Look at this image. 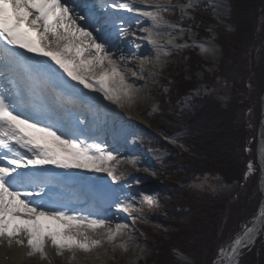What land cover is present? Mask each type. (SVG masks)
I'll return each mask as SVG.
<instances>
[{
    "label": "snow or ice",
    "instance_id": "6c2138e0",
    "mask_svg": "<svg viewBox=\"0 0 264 264\" xmlns=\"http://www.w3.org/2000/svg\"><path fill=\"white\" fill-rule=\"evenodd\" d=\"M103 3L138 11L151 20L152 27L144 29L147 38L157 53L167 55L154 30L161 25L174 27L161 15L171 10V0ZM192 7L191 3L180 6L185 15ZM100 31L96 17L85 14L75 0H0V242L9 249L26 248V257L38 254L41 260H49L46 249L51 246L58 257L69 254L71 264L77 252L91 253L106 244L113 251L127 252L136 243L128 224L113 227L105 216L70 211L48 196L50 187L58 183V173L46 166L106 173L115 183L127 174L128 166L137 165L135 159H122L106 150L103 141L90 140L80 127L86 121L72 123L68 110L51 94L58 91L72 98L78 93L62 73L122 109L137 105L141 89L131 77L146 79L148 61L117 55L108 39L97 34ZM119 31L134 35L125 27ZM201 50L210 51L204 46ZM151 203L148 196L132 197L120 201L119 208L142 212ZM255 230V223L245 226L243 235L228 250L222 248L220 255L233 260L240 248L252 242ZM118 239L123 242L117 244Z\"/></svg>",
    "mask_w": 264,
    "mask_h": 264
},
{
    "label": "rangeland",
    "instance_id": "374dc122",
    "mask_svg": "<svg viewBox=\"0 0 264 264\" xmlns=\"http://www.w3.org/2000/svg\"><path fill=\"white\" fill-rule=\"evenodd\" d=\"M255 1L257 2L258 0ZM249 2L246 1L241 6V9L245 8V11H247L245 15L247 22L245 21L244 23H249L248 21H250L252 17L248 11L253 13L252 7L250 6L252 5L251 0H249ZM188 3H191L193 7L198 3L207 4V8L210 10L213 20L220 25L224 24V29L227 33H234L235 25L225 21L230 18L231 21L234 22L236 15L235 12L231 13L226 0H171V10L161 13L164 20L167 21L168 24L174 25V27H168L166 25L161 26L167 27L168 30L177 34V38L180 37L182 39H180L177 45H175L174 40H171V47H164L167 55L157 53L156 51L153 55L151 54L148 56V58L152 59V70L149 69L150 75L149 72L146 73V79H140L136 82L137 86L141 89V99L138 101L136 110L134 108L122 109L117 105H114L112 108V114L116 120L118 117H123L127 122L121 123L124 127L120 132L121 134H125V136L121 135V138L124 141L123 143L126 146V150L130 153L127 154L126 152V154H120L119 157L122 159H135L137 161L135 168L128 166L127 174L123 176V179L134 183L133 187H135V189L133 188V192L138 195L136 200H140L143 196H148L152 203L151 205H145L142 212L126 214L127 220L125 224H128L129 232H133L134 230L136 240V243L131 245L129 251H127L128 253H125L119 248L113 251L112 246L105 245L103 248L94 250L91 253L83 254V252H81L79 256L77 255L79 258H76L78 262H73V264H147L148 261H151L154 256L153 253L157 252L155 251L156 244L159 242L158 246L161 244L165 248L166 242L170 238L169 235L172 232V227L168 225L169 221L165 219L163 213V204L166 203V193L170 185H172L176 191L186 189L185 191L189 192L191 196L195 197L198 201H205L206 198H209L210 203H217L219 205V208H216L218 216L216 222L218 223L217 225L215 223V233L217 234V239L215 240L217 245L215 249L213 250L209 247L208 242L213 241L211 238L207 242L203 238L199 241L201 246L198 247L200 249L198 258L203 256V264L212 259V257L215 258V262L216 257L220 253L219 249H222V247L228 249L229 245L238 236L243 235L245 226L251 227L258 216L259 208L262 203V195L259 188L261 172L258 166L259 164H257L256 154L258 144L257 131L261 120L262 96L264 95V56L257 53L259 52L258 50H253L257 49L255 46H249L247 49H243L245 50L244 52L242 50L241 56L243 54V60L248 58V49H252V51L256 53L252 54L253 60L262 65L259 67L261 71V73L258 72L259 76L253 78L248 66H245L240 60L231 57V53L223 55L221 48L215 40L217 35L211 34L210 37H203L198 34V31L192 25V16L191 13H189V10L193 7L187 9V15H185L180 8L181 5ZM262 5L264 8V0H262ZM262 10L263 11H258L261 12L262 15L258 19V28L255 29L257 32L262 31L264 25V9ZM173 11H175V14H173ZM167 18L169 19L167 20ZM144 19L151 21L146 17H144ZM191 26H193L192 29H190ZM150 27H152V25H150ZM243 29L248 30L245 26H243ZM240 36L247 39V34L244 31ZM149 44L152 43L147 42V46H151V48L155 50L153 44ZM201 46L210 49L207 55L201 50ZM188 47L190 48L188 50L192 51V53L204 63L202 70L195 72L189 71L187 68L183 70L185 64L181 56L183 50ZM232 47H234L235 50L241 48L240 45L236 44ZM197 63L199 65V61ZM236 65L241 66L243 69L239 72V69H237L238 66ZM197 67L201 69L200 65ZM181 69L183 71L181 74L184 75V81L188 83H197L196 88L189 90V92L181 98L176 107L172 106L170 101H167V103L165 102V108L162 107L163 104L158 105L160 102V93L162 95L168 93V84L171 85L173 83L171 78L177 76ZM205 77H208V83L202 82ZM239 85L240 87H244V89L240 88L239 90ZM230 95L234 97L235 100H230ZM201 97H205L203 103H201L202 106L207 105V103L213 99L217 102L218 113L222 110L227 111V115L224 116L223 119L227 120L228 118H234L233 120H227L229 123L223 122L224 124L218 129L221 133L219 137L226 132L228 135L233 136L232 142L235 140V142L237 141L238 143V139L243 141L242 146L239 148L240 150L233 149L231 151L230 156L232 160L240 164L237 166L239 167L240 177L237 179L235 178L234 180L238 182H234L232 185H224L222 181H219L218 177L211 176L207 173L196 177L194 175L192 178L187 179L184 175V170H189V168H191L190 166L187 164H176L175 166L166 165L167 162L172 159L171 154H175L177 158H182L183 156H186L185 158L192 157L187 156L189 151L185 146H180L179 143V140L183 141L182 138L187 135V131L183 129L182 123L178 122L177 124H172L166 120L157 118L163 130H160V135L155 134V136L152 135V133L155 132L152 131L148 125L150 119H152L155 114H158L159 111L163 110V108L169 111L171 116L175 114V118L178 120H183L185 117L191 116L194 112H200L201 109L204 111H202L200 115L204 112L207 113L206 107L208 108L210 106V102L206 107L200 108L199 106H201V104L199 102L202 101L200 100ZM235 104L239 106L240 111H238L237 115L229 116L228 113L233 114V112H230L228 109L236 108ZM137 115L142 118L141 122L143 125L141 122H137L136 124L133 122V119H131V117H136ZM223 119L221 117L220 121ZM133 125L140 126V128H134ZM237 130L244 131L245 133L239 132L240 134L236 135L235 131ZM140 133L150 136L151 141L147 137H137ZM169 133H173L172 138H167V136L170 135ZM162 137H166L167 139L163 140ZM222 137L220 139H222ZM225 143L226 147L224 145ZM162 144L173 147L174 149L171 150L175 153L169 154L165 152V148L162 147ZM178 145L180 147H178ZM175 146L178 147V149ZM228 147V138H226L221 145H218L221 151L228 149ZM189 155L192 154L190 153ZM241 162L243 163L242 169ZM245 163H247V166H245ZM248 164L251 165V169H249ZM169 173L177 175L178 179L176 180L179 181L169 180L166 176H169ZM224 173L229 174L230 178L234 177L233 170ZM96 174L101 175L102 173ZM146 177L149 179H146ZM167 199H169V197ZM139 207L140 205L137 204V208ZM177 211L180 212L179 210ZM132 215L137 217L135 221L131 218ZM141 216H144L147 221L140 219L139 217ZM173 231H175V229H173ZM257 234L253 243H249V245L240 250L236 264L264 263V257L260 256V254L263 253L261 248L264 247V225ZM144 241H149L151 246L146 245ZM1 244L0 242V247H2ZM251 247V253H243ZM141 249H143V251H141ZM167 250L168 251L163 254V258L166 261L163 262L160 260L156 264H167V261L171 264L194 263L193 259L195 258L193 257L194 254L192 250L191 253L186 252L185 254H189L188 260L183 258L181 253H177L175 249L169 248ZM253 252H256V255L260 257L250 255ZM97 257L99 258L97 259ZM225 257L226 256L223 257L220 255V259L215 264H227L228 260H226ZM5 261H8V259H5ZM23 261V264H54L50 260L42 261L39 255L33 257H26V255H23Z\"/></svg>",
    "mask_w": 264,
    "mask_h": 264
},
{
    "label": "trees",
    "instance_id": "16d2710c",
    "mask_svg": "<svg viewBox=\"0 0 264 264\" xmlns=\"http://www.w3.org/2000/svg\"><path fill=\"white\" fill-rule=\"evenodd\" d=\"M226 1L231 13L235 12L236 15V19H234V22H232L230 18L225 21L231 22L235 25L234 33H227L225 30H223V33H221L220 28L224 29V24L220 25L213 20L210 11L206 8V5H201L197 9H195V12L193 13L194 18L192 25L198 31V34L203 37H207V32L209 30L216 31L218 29L220 33L217 34V44L221 48L223 55H226V53L227 55L231 53V57H234V59L236 60H240L245 66H248L249 68V61L253 59L252 54L256 53H254L252 49H248V58L243 60V54L241 56V52L243 49H247L249 46H255L257 49L253 50H258L259 52L257 53H260L262 56H264V25L262 31L257 32L255 30L256 28H258V19L262 15V13L258 11H263L262 9H264L262 0H258L257 2L255 0H251L252 5L250 6L252 7L253 13L248 11L252 16L250 21H248L249 23H244L246 20L243 21L241 18L243 14L246 15L247 13V11H245V8L241 9V6L246 1L249 2V0ZM246 24H248V27L246 26ZM243 26L247 27L249 31L247 29H243ZM243 31L246 32L247 39L243 38L242 36V38L238 36L233 37V34L236 33L240 35L241 33H243ZM235 44L240 45L242 49L240 48L235 50L234 47H232ZM223 45H225V47ZM244 51L245 50H243V52ZM181 59L184 60L185 64L183 66V70L187 68L189 71L191 70L195 72L198 70H202V68L204 67V63L200 59H198L192 53V51H189L188 49L184 51ZM198 61L201 69L197 67L199 66L197 63ZM236 66H238L237 69H239V72L241 71V69H243L239 65ZM181 73H183L182 69L179 70L177 76L171 78L173 83L172 87L169 89L171 91V100L169 99V101L174 107L178 105V102L182 97H184L187 92H189V90L195 89L197 85V83L185 82L184 75ZM208 80V77H205L202 82L208 83ZM240 88L244 89V87H240L239 85L238 89L240 90ZM230 100H235V98L230 95ZM209 102L210 106L207 108L206 106ZM209 102L205 106H202L201 104L203 103V101L199 102L202 108L206 107L207 113L204 112L202 113V115H200L201 112L204 111L203 109H201L200 112H194L191 116H187L183 119L186 120L184 121L183 129L187 131V135L184 137L183 143L187 147L189 153L192 154L187 156L192 157L185 158L186 156H183L182 158H177L175 157V154H171L172 159L169 162V165L175 166L176 164H187L188 166H190L191 168L188 167L189 170H184V175L187 179L192 178L194 175L196 177L207 173L211 176L218 177L219 181H222L224 185H232L234 182H238L234 179L240 177V171L238 169L239 167H237L240 164L234 162L230 155L233 149H239L242 146L243 141L237 138L238 143L237 141L235 142V140L232 142L233 136L228 135L226 132L222 134V136L224 134L225 135L223 137L221 136L222 139H220L221 137H219V135L221 133L218 131V129L224 124V121L226 123H229L227 120H233L234 118H228L227 120L223 119V117L227 115V111L222 110L220 113H218L217 102L213 99H211ZM162 103V107L165 108L166 103L164 102V99H162ZM235 107L236 108L234 109H228L230 112H233V114L228 113L229 116L237 115L238 111H240L237 104H235ZM164 108L160 111V113L154 115L151 119L152 125L157 128V130H163L160 127L157 118L160 120H168L170 123L175 124V114H172L171 116V114H169V111L165 110ZM167 117L169 118L167 119ZM221 117L223 120L220 121ZM237 131H235L236 135H239V132L243 134L245 133L244 131ZM169 134L171 135L173 133ZM226 138H228L229 147L228 149L221 151V148H218V145H221ZM224 145L226 147V143ZM162 147L165 148L166 151L169 152V154L175 153L173 152V150H171L174 149L173 147H169L165 144H162ZM242 168L243 163L241 162V169ZM229 170H233L234 177L230 178L229 174L224 173ZM168 177L169 180L176 182L179 181L176 180L178 178L175 174H170ZM168 188L169 190L167 189L166 196L167 198L169 197V199H165L166 203L163 204V213L165 219L169 221L168 225L172 227V232L169 235V240L166 242L165 249H168V247L172 249H179L184 254H186L187 249H190L195 255H193V257L195 258L193 259V264H203V256L198 258V253L200 251L198 247L201 246L199 241L201 240V238H203L207 242L211 238L213 241L208 242L209 247L213 250L215 249L217 245V242L215 241L217 239V234L215 233V223L216 225L218 223L216 222V220L218 218L217 209L219 208V205L217 203H210L209 198H206L205 201H198L195 197H192L189 192L185 191L186 189L176 191L172 185H170ZM177 210H179L180 212H178ZM173 229H175V231H173ZM155 251L157 252L153 253L154 256L152 260L148 261L147 264H156L160 260H162L163 262L166 261L163 258V254L159 250H157V248ZM214 259L215 258L212 257V259L204 264H214ZM167 264L171 263L167 261Z\"/></svg>",
    "mask_w": 264,
    "mask_h": 264
},
{
    "label": "bare ground",
    "instance_id": "6f19581e",
    "mask_svg": "<svg viewBox=\"0 0 264 264\" xmlns=\"http://www.w3.org/2000/svg\"><path fill=\"white\" fill-rule=\"evenodd\" d=\"M93 1L95 2V0H93ZM109 2H113V0L112 1H109ZM115 2L116 3H120V2H132V0H118V1L115 0ZM206 6H207V4H206ZM140 7L143 8L144 6L141 5ZM198 7H199V3L195 7H193L191 10L193 12H195V9H197ZM174 12L175 11H173V14H175ZM189 13H190V11H189ZM96 16H97L98 20L100 21V30L101 31L99 32V34L102 37L105 36L104 33L107 32L106 30L109 29V28H111L113 26V21H115V22H117L119 24L118 27H117L118 31L114 32V34H111V32L108 31V35L109 36L107 38L108 41H109L110 47L112 48V50L114 52L117 53V55H119L120 53H123L125 56H127L129 58H132V59H133V57H138L140 59H143V60L148 61V67H149V69L152 68V66H151V60L152 59L151 58H148V56H150L151 54L153 55L154 52H156V49L153 50V48H151V46L150 47L147 46V42H149V43H151V42L147 38V33L144 31L145 28H148V27H150V25H152V22L151 21L145 20L144 17L138 11L127 12V11H125L123 9H118V8L117 9L111 8V11H109L108 8H105L103 11H99ZM241 18H242L243 21H245L246 20L245 14H243L241 16ZM168 19L169 18H167V20ZM246 26L248 27V24H246ZM121 27L128 28L129 32L130 33H133L134 35H128V36L121 35L120 34V31H119V29ZM220 30H221V33H223V30H225V29L220 28ZM156 32H159V36L158 37H155V38L159 39V42L161 44H163L164 47H171L172 43H169V39L174 40V43L175 44H178L180 42V39H182L180 37L177 38L176 37L177 34H175L173 31L168 30L167 27H165V26H160L159 28L155 29L154 30V35H155ZM169 33L171 34V36H169ZM218 33H220L218 29L216 31L209 30L207 32V36L210 37L211 34L217 35ZM235 36H238V37L241 38V36L238 35V34H236V33L233 34V37H235ZM215 40L217 41L218 38H215ZM130 45H141L142 52L139 53V52H137L135 50H129L128 46H130ZM149 45H152V44H149ZM223 46L225 47V45H223ZM205 54L207 55V52H205ZM234 54H236V53H234ZM137 62H139V61L137 60L135 63H137ZM249 62H250L249 71L252 73V77L255 78V77L259 76V73L258 72L261 73L259 67H261L262 65L259 64V63H256L253 59H251ZM146 73H145V75H146ZM61 75H63V74L61 73ZM64 76H65L64 80L67 81L68 84H70L71 83V80H69L66 75H64ZM131 79L135 80V83L138 80H140V79H137L136 77H131ZM170 92L171 91L168 90V93L163 97V99L165 100L164 102H166V103L171 98ZM96 94H97V96H102L100 93H96ZM204 98L205 97H201L200 100L203 101ZM107 102L110 103L109 101H107ZM107 102H105V103L107 104ZM110 104H112V103H110ZM137 106H138V103H137V105L135 107H132V108H134L136 110ZM199 107L202 108V106H199ZM261 113L264 114V95L262 96V110H261ZM133 117H131V119H133V122H135L136 124H137V122L140 123L142 121V118L139 117L138 115L136 117H134V118ZM168 118L169 117H167V119ZM184 121H186V120H182V119L181 120H178V119H175V124H177L178 122L184 124ZM141 124L143 125L142 122H141ZM263 125H264V121H263ZM134 126H136L137 128H140V126H137V125H134ZM151 126H152V123H151ZM120 130H121V127H118L117 128V131H120ZM260 130H261L260 132H262V135H261V137L259 136V140H258V146H257L258 147L257 148V162L259 163L258 166H259V168L261 170V174L263 175V178H262V181H263V189H261V193H262L261 195H262V199L264 200V126H262ZM114 132L116 133V131H114ZM167 138H172V137L171 136H168ZM183 139L184 138H182V140ZM112 140H113V138L109 137V141L108 142H104L103 140L102 141H103V143L105 145L106 144L110 145L109 142L112 141ZM179 143H180V146L181 145L185 146V144L183 143V141L179 140ZM112 148H114V147H112ZM142 161H144V160H142ZM88 173H89V175H91L90 172H88ZM146 179H149V178L146 177ZM99 187H104L105 188V187H107V184H105V183H96L95 184V187L92 189L94 191H91V193L94 194V195L102 194V192H97V189L96 188H99ZM64 191H66V190H64ZM65 193L67 194V191ZM113 210H114V215L113 216H110V217L108 215V217H107L108 219H111L112 226L114 227L115 224H117V223H126L125 221L127 220V215H126L127 212H122L120 210V208H119V204H116L113 207ZM261 213H264V207H262L261 209L259 208V212H258V216L259 217L256 218V220L254 222L256 224V230L254 232L253 239H252V242L251 243L254 242L255 238L258 235L257 233L259 232V230L264 225V218L263 219L261 218ZM133 216H135V215H132L131 218ZM141 217L144 218L143 221H147V219L144 216H141ZM262 217H264V216H262ZM122 242L123 241L121 239H118L116 241L117 244L122 243ZM1 243H2L1 244L2 247H0V264H23L24 263V261H23V255H25V253L27 251L26 248H21V247L13 246L12 248L9 249L8 247L5 246V244L3 242H1ZM144 243L146 245H148V246H151V243L149 241H144ZM158 245H159V242L156 244V248L162 254H164L165 252L168 251L167 249L164 248L163 245H161V244H160V246H158ZM247 245H249V244H247ZM107 246H111V245H107ZM169 248L170 247H168V249ZM222 248L225 249L224 247H222ZM243 248L244 247H242V248L239 249V253H240V250L243 249ZM116 249H118V248H116ZM251 249H252V247L250 249H248L247 251H244L243 253H247V252L248 253H251V251H250ZM220 250L221 249H219V251ZM225 250H228V249H225ZM46 251L48 253L49 260L52 263H54V264H57V263H60V264H69V259H68L69 254L65 253V256L63 258L62 257H58V256L55 255V250L52 249L51 246H49L46 249ZM175 251L177 253H181L183 258H185L187 260L189 259V256H188L189 254L185 255L179 249H175ZM261 251H263V253L260 254V256L261 257H264V247L261 248ZM80 253L81 252H77V255L79 256ZM125 253H128V252H125ZM187 253H191V250L190 249H187ZM250 255L255 256L256 255V252H253ZM260 256H257V257H260ZM236 257H234L233 260H229L227 258V256H226L225 258H226V260H228V263L227 264H236V262L238 260V257H239V254ZM5 259H8V261H5ZM219 259H220V253L216 257V260H215L214 264ZM73 262L76 263L78 261L77 260L76 261H71V264H73Z\"/></svg>",
    "mask_w": 264,
    "mask_h": 264
},
{
    "label": "water",
    "instance_id": "95a60500",
    "mask_svg": "<svg viewBox=\"0 0 264 264\" xmlns=\"http://www.w3.org/2000/svg\"><path fill=\"white\" fill-rule=\"evenodd\" d=\"M263 121H264V114H262V117H261V121H260V124H259V132H258V140H259V136L261 137V135H262V132H260L261 130V127L262 126H264L263 125ZM262 178H263V175L261 174V179H260V181H259V188H260V191H261V189H263V181H262ZM262 194V193H261ZM262 207H264V200L262 199V203H261V207H260V209L262 208ZM259 217V216H258ZM257 217V218H258ZM261 218L263 219L264 217H262L261 216ZM237 258V257H236Z\"/></svg>",
    "mask_w": 264,
    "mask_h": 264
}]
</instances>
